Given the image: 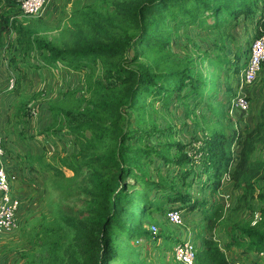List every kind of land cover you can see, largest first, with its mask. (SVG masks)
Instances as JSON below:
<instances>
[{
    "label": "trees",
    "instance_id": "trees-1",
    "mask_svg": "<svg viewBox=\"0 0 264 264\" xmlns=\"http://www.w3.org/2000/svg\"><path fill=\"white\" fill-rule=\"evenodd\" d=\"M258 1L121 0L116 2L115 8L126 25L115 24L111 17L88 4L73 11V24L67 26L70 42L59 46L38 35L41 26L37 21L24 24L16 18L22 11L21 0H0V57L9 51L8 65L17 76L15 96L22 90L24 67L56 68L60 64L73 72L83 69L90 71L99 65L103 74L100 79H94L93 91L96 92L97 86L99 88L109 79H113L119 89L112 100L98 99L88 103V100L82 99L84 93L71 86L61 91V99L46 104L49 113L59 122V114L72 116L74 121L81 116L82 121L79 119L69 126L67 123L69 134L78 143L81 139H89L88 132L92 137L93 134L99 136L105 128L112 130L110 145L104 153H88L90 157H87L82 153V148L76 154H68L71 158L81 159L82 162L75 168L84 165L89 168L90 187L83 191L88 203L82 210L60 216V228L43 227L48 216H41L43 223L41 228L34 229V235L42 231L44 237L37 241L39 245L47 247L52 258L61 250L63 264H110L115 257L113 234L127 232L130 236H142L147 233L145 230L133 231L125 224L121 214L123 207L131 206L137 194L142 192L145 200L140 206H144L142 209L151 219L165 216L163 208L180 213L182 210L186 213L210 212L206 227L212 231L221 225L220 219L225 213L222 224L229 238L227 246L240 245L238 235H244L248 239L246 250L262 252L264 259V157L259 155L264 151V108L259 112V119L250 127L243 125L236 130L232 127L234 121L228 111L235 96L229 83L230 77L238 74L240 68L232 67L229 78L225 76V87L217 92L221 96L220 100L217 98L220 105L212 106L208 99L202 97L205 75L195 72L196 59L187 54L182 57L170 53L171 32L180 25L196 28L206 21L209 22L208 26L221 28L224 32V26L229 30L237 28L239 22L236 18L241 16L254 21L256 35L252 38L264 34V0H260L261 7ZM194 40L192 32L187 31L184 47L197 46ZM215 41L210 47L215 46ZM147 48L158 52L151 63L139 60ZM226 51L227 48L222 47L227 58ZM215 55L220 56L219 53ZM236 57H230V61L226 59L223 63L219 61V64H222V68L225 65L224 68L228 70V65L237 62ZM163 61H169L172 65L168 69H161L157 65ZM79 78L87 90L83 76ZM38 94L40 92L29 93L19 99L14 111L7 115L9 122L20 125V117L28 118L24 101H28V96L34 98ZM147 98L163 104L186 100L187 108L182 105L185 120L190 119V114H196L197 107L199 110L202 107L204 113L201 117L209 120L212 128L201 129L199 138L191 137L186 142L177 139L176 122L145 119ZM135 109H140L136 116L142 124L138 127L142 128L131 129L130 120ZM168 110L171 114L166 112V115L173 120V112L170 108ZM103 112L113 119L104 121ZM225 119L226 123L223 122ZM55 125L58 126V123ZM48 129L46 126L41 132ZM57 130H60L59 127L52 133ZM154 135H157L158 141H152ZM143 138L152 149L136 147ZM150 141L152 144H149ZM158 144L162 150H156ZM151 154L155 156L153 167L161 171L163 179L159 177L155 181L152 175L148 178L145 175L137 176L143 188L139 192H130L128 187L132 185L126 182V178L134 175L132 166L142 162V158L151 161ZM94 164L108 174L95 172L96 169L92 168ZM61 165L74 169L70 163ZM47 168L53 170L49 180L51 189L63 188L56 181L60 177L65 178L63 171L50 165ZM164 172L168 174L164 175ZM195 185H201L203 192L207 191L209 196L217 195L227 186L230 192L228 197L235 198L234 204L230 205L228 212L221 203L207 208L206 196L192 193ZM52 206L58 205L52 203ZM64 228L71 235L66 243L62 233ZM161 234L156 246L165 239L162 230ZM157 236H152L153 242ZM196 264L233 263L225 257L217 241L204 236L196 247Z\"/></svg>",
    "mask_w": 264,
    "mask_h": 264
},
{
    "label": "rangeland",
    "instance_id": "rangeland-1",
    "mask_svg": "<svg viewBox=\"0 0 264 264\" xmlns=\"http://www.w3.org/2000/svg\"><path fill=\"white\" fill-rule=\"evenodd\" d=\"M119 1L121 0H47V4L45 5L40 16L28 17L21 11L16 18L19 19V21H22L24 24H30L33 21H37L41 26L38 35L60 46L62 44H68L70 42L67 28L73 24V11L80 10V8H84L88 4L94 5L100 12L111 17L115 24L126 25L124 18L115 8L116 2ZM258 2L260 6V0ZM236 20L239 22L238 27L233 30H229L228 27L224 26V32L221 28L208 26L209 22L206 21L201 22L196 28H192V26L187 25H180L171 32L170 53H177L182 57L184 56V54H187L196 59L195 72L205 75L203 81L205 90L202 93V97L208 99L209 104L212 106L220 105V103L217 102V98L221 99V96L217 94V92L219 93V89H224L225 76L229 78V74H232V67L235 66L238 69L240 68L239 74L242 71V65L238 60L239 58H241L244 61L247 58V52L250 47V40L252 37H254V35H256L255 23L252 19L247 20L240 16L237 17ZM210 23H212V21ZM224 24L228 25L227 23ZM187 31L192 32L195 39L194 41L196 42L197 46L189 45V47H184L185 34L187 33ZM213 40H216V44L215 46L210 47L211 45H214ZM222 47L228 48L226 51V54L228 56L227 58L225 57V52H222ZM8 52L9 51H5L2 54L5 59H7L9 56ZM216 53H219L220 56H216ZM231 53H236V55L238 56L236 57L237 62L234 61L232 64L228 65L229 69L226 70L224 68L225 65L222 68V64H219V61H221L222 63L226 59L230 61L231 59L229 56H231ZM157 55L158 52L147 48L145 49L144 55L140 56L139 60L151 63V61H154L153 59ZM205 58L208 59L203 60ZM2 63L3 65H5V60ZM171 65V62L163 61L157 66H159L161 69H168ZM41 67V69L29 67L26 73H24V76L28 77V81L25 82L24 79H22V90H20V94H16L14 101H11V110H9L8 114H11L12 111H14L15 107L18 105L19 99L27 96L26 94H28V91H30V89L31 93L40 92V94H38L36 97L31 98L30 96H28V101H24V106L27 104L25 108L26 112L29 115L32 114L33 118L31 119L29 115L28 118H26L27 116H22L20 117L19 124H24V126L22 127L23 130L26 129V125L30 123L33 127L32 133L34 134V137H40L39 135L44 134L41 133V130H43V128L46 126L49 127L48 131H44L46 132V134H44L45 139L43 140V142H39L38 144L39 146L41 145L43 147V151L45 154H49L50 159H55L56 165L63 171V174L67 180L61 177L58 178L56 181L63 188L59 190H52L50 194L52 196L49 202L55 205L57 204L58 206L54 208L52 206V209H50V207L48 206L47 208H44L41 213H47L49 210H51L49 216L46 217L47 220H45L43 227L52 226L60 228V216L67 215L72 211L82 210L86 206V203H88V198L83 191L84 189L90 187V182H88L87 174L89 168L86 165L81 166L79 169L75 168V166L79 165L82 161L78 157L76 159L71 158L68 154H76L82 148V153H84L87 157H90L88 153H104L110 145L112 130L105 128V130L100 132L101 134L99 136L98 134H93L92 137L90 132H88L87 138H91L90 141H88L89 139H81L80 143H78L77 139L73 138V136L69 134L67 129L69 125H74L75 121L79 119L82 121V119L80 118L81 116L76 117V120L74 121V119H72V116L63 117L64 115L59 114V122L58 119L55 118V116L52 117V114L49 113L46 108V104L48 101L53 102L61 99V91L71 86L82 91L81 93H84L82 99L88 100V103L98 99L112 100L114 96L117 95V91L119 89L118 85L113 81V79H109L104 81L99 88L97 86L96 92L93 91L92 86L94 85V79H100V75L103 74V71L99 65L93 67L90 71H87V69H83L82 71L75 72L67 69L64 65L61 64L57 67L55 66L56 68L53 69L48 68V66ZM7 68H9L10 73H13L10 71L9 65L7 66ZM79 76H83L87 90H85V86L81 84ZM9 77H11V75ZM14 78L15 84L13 86V89H15V86L17 85V77ZM14 78L12 79L14 80ZM233 79L240 80V76H237ZM246 90L250 105L249 113L242 118H240L238 113H235L232 116L234 123L238 122V120L241 119V125H246L245 128H247V126L250 127L255 121L259 119V112L264 108V62L261 65L259 76L255 80L253 85L246 88ZM11 95L13 96V94ZM145 100V119H150L151 121L159 120V122L162 123L165 121L176 122L178 124V127H176L177 130L175 138L177 136V139L183 131L188 129V126H185L184 124L186 122V120L183 118V113L185 110H183L182 107V105H184V107L187 108L186 100L178 99L174 103L167 104H163L159 100H152L150 98H147ZM3 101H7V99H4ZM13 102L15 105H12ZM75 103L78 104L77 102ZM38 105H42V108L40 110L37 109ZM169 108L173 112V115L175 117L173 120L171 119V117L166 115V112H169L171 114V112L168 110ZM198 110L199 108L197 107L195 111V116L197 117L195 124H198V126H203L205 127V129H211V124L206 125V121L204 120V118L199 116ZM31 111H33V113H31ZM137 113H140V109H135L134 114L131 116V129H136V127L142 126V124H140L139 118L136 116ZM34 114H37V116H35ZM101 115L104 121L109 122L113 119L110 115L107 114V112H103L101 113ZM191 117L192 116L190 114L189 118ZM35 118L37 119L35 120ZM145 119L144 122H146ZM57 123L58 126L55 125ZM58 127L60 130L52 133V131L58 129ZM234 128L236 130H240L239 124L237 123ZM192 130L194 131L193 137L199 138L201 134L200 128H196L193 126ZM228 132L229 130L227 129V133ZM156 136L157 135H154L152 141H158ZM46 138L48 140H46ZM152 141H150L149 144H152ZM89 142L93 144L90 145ZM141 146L145 150L152 149L149 147L148 142L145 138H143V141H140L136 144V147ZM160 149L162 150V146L159 147L158 144L156 150ZM259 155L264 157V151H261ZM153 157L155 156L151 154V161H149V159L145 161L144 158H142V162H139V164L132 166L134 169V175L126 178V182L129 185H132L128 187V190L130 192H139L141 188H143V185L141 184L140 180L137 179V176L145 175V177L148 178L149 175H152L153 180L155 181L159 177L163 179L161 171L157 170V168L155 170L153 167ZM65 162L67 164L70 163L71 166L73 165L72 167L74 169H69L68 166L65 167L61 165V163L65 164ZM92 168L96 169L94 171L97 173L108 174L107 171L103 172L97 164H94ZM166 174L168 173L164 172V175ZM144 200L145 197L143 193L139 192L134 199V203H132L131 206L123 207V209L121 210V214L125 224L129 228L133 229V231L139 232L145 230L147 231V233H144L142 236H130L131 234L127 232H118L113 234L115 235L113 236L115 257L110 262V264H146L144 262H147L148 264H170L169 258L173 254V246L180 241L173 238L170 241L163 239L162 244H164L165 249L161 250L162 244H158V246H156L157 243H159L158 238L160 237V235H162L161 230L163 231V235H165L167 226L164 225L168 222L165 217H155L153 219H151L150 216L147 217L145 212L146 210L142 209L144 206H140V204H142ZM230 201H232V199L228 197L226 199V204H230ZM253 204H256V202H253ZM255 207H257V205H255ZM164 211L166 214L167 209L163 208L162 212ZM38 215L36 217H33L32 219H28V221L24 223L23 229L20 231V233H13L11 231L12 233L8 232L7 235H1L0 264H63V258L61 259V250H59V252L56 254L57 256L55 255V258H52L50 256V252L47 250V247L39 245L37 239L44 236L41 233L42 231L37 233L39 235H34V229L41 228L40 225L43 223L42 218ZM152 225H154L157 229L155 235L158 236L157 238H155V242H153L152 240L153 234L151 233L150 229V226ZM40 233L42 236L40 235ZM62 233L66 243V239L68 237H71V235L66 228H64ZM196 235H200V233H196ZM173 264H177V262L173 260Z\"/></svg>",
    "mask_w": 264,
    "mask_h": 264
},
{
    "label": "crops",
    "instance_id": "crops-1",
    "mask_svg": "<svg viewBox=\"0 0 264 264\" xmlns=\"http://www.w3.org/2000/svg\"><path fill=\"white\" fill-rule=\"evenodd\" d=\"M235 55L236 53H231L230 57L231 58L235 57ZM4 60L6 62L5 65H3L2 63ZM8 64H9L8 59H5L4 57H0V66H1L0 68V132L2 134L3 150H4L1 159L3 164L6 165L7 169L12 174L13 180L11 182V194L13 197L18 199L19 207L16 212L15 226L8 231L1 230L0 237H2L1 235H7L8 232L11 231L13 233L14 232L20 233V231L23 229L24 223L27 222L28 219H32L33 217H36L39 213L40 214L38 216L40 217L42 215L49 216L51 210H49L47 213H41L42 210L44 208H47L48 206L50 207V209H52V203L49 202L52 196L50 195L52 189L50 187L49 180L52 176L53 170H51V168H47V166L50 165L58 168V166L55 163V159L53 160L52 158L50 159L49 154H45L43 151V147L41 145L39 146L38 144L39 142H43V140L45 139L44 137V134H46L45 132H43L44 134L41 135L38 134L40 137H34V134L32 133L33 127L31 126L30 123L27 125L25 124L27 128L22 130L24 124L18 125V123L15 124V122L13 121L9 122L7 118L8 112L9 110H11L10 103L11 101H14L15 98V94L13 91L14 89L8 88V81L10 79L9 76L11 75L13 77H17L16 73L13 71L11 67H10V71L13 73L9 72V68H7ZM18 64L21 66L20 61ZM240 64L243 67L244 65L243 59H240ZM41 68L39 67L38 69ZM48 68L53 69L54 67L48 66ZM28 69L29 67H24V72L26 73ZM237 76H239V73L232 75L230 77L231 82L229 83V87L232 88L234 95L239 91L238 88L239 79L238 80L236 79L237 81L233 79L236 78ZM23 79L25 82L28 81V77L24 76ZM240 90L243 92L245 91V93L247 91L246 89H240ZM29 93H31V89L30 91H28V94ZM11 94H13V96ZM4 99H7V101H3ZM12 105H15L14 102L12 103ZM41 106L42 105H38L37 109L40 110L42 108ZM198 112L201 117V114L204 113V109L201 107V109ZM31 113H33V111H31ZM35 116H37V114ZM32 118L33 115L31 114V119ZM37 118H35V120ZM196 119L197 117L194 115L190 119L186 120L184 124L185 126H188V129L183 131L181 135L178 136V139L184 140L186 142L188 141V139H191V137L193 138V134H194V131L192 130L193 126L196 128L197 127L200 128V132H201V129H203L204 127L195 124ZM208 121L209 120H206V125L211 124V122ZM192 122H193V126H192ZM225 123H226V119H225ZM235 125L236 123L234 124L232 123V127H234ZM46 140L48 139L46 138ZM228 188L229 187L224 186L220 193L214 196H209L207 191L203 192L201 185H195L193 187L192 193L197 196L205 195L206 201H208L206 205L207 208L208 207L212 208V204L221 203L224 206V209H226L227 211L230 205L234 204L235 201V198L234 199L232 198L233 201H230V204H226V199L228 198L230 193ZM209 215L210 212H206L205 214L199 211L198 212L195 211L193 213L190 212L186 213L185 210H182L181 211L182 221L180 224L174 225L168 222L164 225L167 226L166 228L167 231L165 232L164 238L168 241H170L172 238L178 241H182L186 239L192 240L197 247L201 239L204 238V236H206L207 238L214 239L215 241H217L218 246L224 252L225 257L232 263L236 261L240 264H264L262 252H257L254 250H248V251L246 250L248 239L244 235H238L240 245L227 246V243L229 242V238L225 232V227H223L222 224L223 220L225 219V213L223 215L224 217L220 219L221 225H219L216 229L212 231L207 230L206 225L209 219ZM162 217L165 216L162 215L157 216V218H162ZM196 233H200V235H196ZM164 247L165 246H162L161 250L165 249ZM169 260H170L169 263L173 264V260H174L173 254L169 258Z\"/></svg>",
    "mask_w": 264,
    "mask_h": 264
},
{
    "label": "built area",
    "instance_id": "built-area-1",
    "mask_svg": "<svg viewBox=\"0 0 264 264\" xmlns=\"http://www.w3.org/2000/svg\"><path fill=\"white\" fill-rule=\"evenodd\" d=\"M47 0H21L22 13L28 17L40 16ZM247 58L244 60L242 71L240 72L239 90L246 89L253 85L259 76L261 65L264 62V34L252 38L250 40V47L247 52ZM10 77L8 81V88L12 89L15 83ZM248 95L245 91L235 93L234 98L231 100L228 107L229 115L232 117L238 113L240 118L249 113ZM233 118V117H232ZM241 125V119L236 124ZM3 141L0 132V231H8L15 226L16 212L19 207V201L11 194V182L13 180L11 172L7 169L6 165L2 162ZM165 218L167 222L178 225L181 223V213L177 210L166 211ZM153 236L156 234L157 229L154 225L150 226ZM174 260L178 264H196V250L195 243L192 240H182L173 246ZM233 264H240L233 262Z\"/></svg>",
    "mask_w": 264,
    "mask_h": 264
},
{
    "label": "clouds",
    "instance_id": "clouds-1",
    "mask_svg": "<svg viewBox=\"0 0 264 264\" xmlns=\"http://www.w3.org/2000/svg\"><path fill=\"white\" fill-rule=\"evenodd\" d=\"M3 141V140H2Z\"/></svg>",
    "mask_w": 264,
    "mask_h": 264
}]
</instances>
